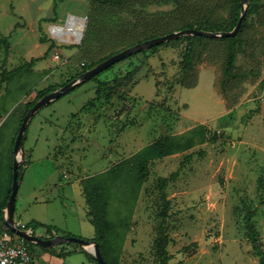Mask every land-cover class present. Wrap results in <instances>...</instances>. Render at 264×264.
Masks as SVG:
<instances>
[{"label":"rangeland","instance_id":"374dc122","mask_svg":"<svg viewBox=\"0 0 264 264\" xmlns=\"http://www.w3.org/2000/svg\"><path fill=\"white\" fill-rule=\"evenodd\" d=\"M256 1L241 35L238 76L225 87L228 40L194 35L127 56L41 108L25 133L16 221L40 222L36 234L47 238L43 224L58 234L93 239L81 180L161 136L204 124L210 139L153 160L137 199L123 185L114 189L110 217L129 225L121 229V262L163 264L157 229L165 192L171 202L169 264H258L244 219L249 208H257L254 220L264 246V0ZM233 7L234 0H0V38L11 45H0V85L6 71L17 69L0 89V211L13 186L15 140L27 103L40 90L153 35L191 23L232 29ZM70 15L87 19L77 43L50 29L66 25ZM189 40L197 44L195 64L181 78ZM34 57L44 58L31 64ZM178 170L162 191L159 178ZM76 245H66L69 254L32 248L39 264H47L42 252L87 264L86 252Z\"/></svg>","mask_w":264,"mask_h":264},{"label":"trees","instance_id":"16d2710c","mask_svg":"<svg viewBox=\"0 0 264 264\" xmlns=\"http://www.w3.org/2000/svg\"><path fill=\"white\" fill-rule=\"evenodd\" d=\"M113 1L123 2L124 0H113ZM249 1H250V5L248 7V12L242 23L239 33L233 37L223 38V39L228 40V54H227V59H226V64H225V77L221 80L222 87H225L234 78L238 76V73L236 72V60H237V54L240 50L241 35L243 31L250 25V22L247 19L248 13L251 12V10L255 8L257 5L256 0H249ZM241 12H242L241 0H234L233 15H232V27H233L232 29H234V27L237 25L238 20L241 16ZM220 26L221 25L219 24L208 25V23H191V24L183 26L182 29L199 28V29H205V30L222 31L223 29L220 28ZM232 29H226V30H232ZM159 35H163V34L153 35V36L141 39L139 41L131 43L129 46L136 44L138 42H141L145 39L153 38ZM189 36L191 35L182 36V38H185V37L188 38ZM200 37L201 36H199L198 38ZM41 41L46 42L44 38H41ZM170 41H176V39H172ZM0 45H5L7 49L9 50L11 48L10 42L7 38H0ZM159 46L160 45L153 46L152 48H150V50L156 49ZM52 48H53V45L50 47L49 50H51ZM120 50L113 51L110 54L105 55L104 57L97 60L96 62H93L90 66H87L84 63L83 69L80 72H78L75 76L71 77V79H69L68 81L63 82L59 84L58 86L51 85L47 88L40 90L37 93L34 100L27 103V108H26L25 113H27L28 110L31 107H33L36 104V102L40 98H42L44 95H46L47 93L52 92L53 90H56L59 87L65 85L66 83L74 79L75 77L79 76L81 73L85 72L89 68H92L100 61L108 58L109 56L115 54L116 52ZM196 52H197L196 42L194 40H189V42L187 43L185 47L183 59L181 61V64H182L181 75H180L181 78L185 77V73L194 67ZM48 53L49 52H47L45 56H47ZM44 57H38V58L34 57L30 63L34 64L36 60H41ZM16 70L17 69H12L10 71H6L3 74L0 89L2 87V84L6 82L15 73ZM97 75H95L91 79H97ZM242 75L246 76L247 74L244 73ZM209 139L210 137L208 135V130L206 126L204 124H198L195 127L188 130L187 132H184L182 134H168V135L161 136L159 139L148 144L146 147H144L140 151L115 163L114 165L109 167L107 170L96 173V174L89 175L87 177H84L81 180L83 192L87 200L88 215L96 231V235L93 239L99 243L101 251L105 259L110 264H123L121 262V253H122V249H123L124 242L126 239V232L125 233L122 232L121 229L122 227H126V229L129 228L127 219H121L117 221L110 217V206H111V200L114 194V189L116 187L123 185L125 190L128 192H131L133 195V198L137 199L141 189L143 188L145 181L148 178V175L150 172V164L153 160L158 159V158H163V157H166V156L178 153V152H185L195 147L198 143H204L208 141ZM191 155L192 154H188L184 158L183 162L189 159ZM22 167H23V164L20 166V168L22 169ZM20 168H19V178L21 175ZM179 174H180V170L173 172L170 176L160 177L159 184L162 188V191H165V188L167 187L169 182L177 178ZM11 192H12V187L10 188L9 193L5 199V202H4L5 205L3 208L6 207L7 202L10 198ZM163 193H164L166 204L164 208L162 209V212H161L162 220L157 229V233H158L157 245H158L159 254H160L163 264H169L172 254H170L169 252L170 237H169V234L167 233V228H168L169 209L171 206V202L170 200L166 199L165 192ZM261 203H264V200H262ZM256 211H257V208H249L244 216V219H245L246 226L248 229L247 235H248L249 241L252 244V249L254 253L259 257L258 264H264V246H263V242L261 239V232L259 228L257 227L256 222L254 220V215L256 214ZM0 223L2 224V226H4V229L6 228L8 230L10 229L5 224V210L0 211ZM29 225L32 226L33 228H37L41 225V223L38 221H32L31 223H29ZM43 225H45V227L50 231L52 237L55 235V233L56 234L60 233L59 230L55 226L46 225V224H43ZM4 229L2 227L0 229V232H2ZM10 231L13 232L11 229ZM66 235H72V233H67ZM72 243H76V242H70V243L62 245L63 248L60 251H56L57 250L56 247L54 248L45 247V248L55 251L59 254H69L71 253L72 250H69L66 245L72 244ZM27 244L33 250L32 244H35V243L27 241ZM76 244H77L76 245L77 248L79 247L80 251L86 252L87 256L89 257L91 261L95 262L96 264H100L95 259L92 253L88 252L80 244L78 243Z\"/></svg>","mask_w":264,"mask_h":264},{"label":"water","instance_id":"95a60500","mask_svg":"<svg viewBox=\"0 0 264 264\" xmlns=\"http://www.w3.org/2000/svg\"><path fill=\"white\" fill-rule=\"evenodd\" d=\"M242 2V12L241 16L238 20L237 25L232 30H222V31H213V30H205L199 28H184L181 30H175L163 35H159L153 38L145 39L141 42L128 46L115 54L109 56L108 58L100 61L92 68H89L85 72L81 73L79 76L72 79L70 82L66 83L65 85L59 87L52 92L47 93L42 98H40L36 104L31 107L28 112L26 113L23 122L21 124L20 130L17 134L15 140V159H14V175H13V186L10 198L7 202L5 207V224L16 234L23 236L28 241L33 242L37 245L47 247V248H54L56 246H60L70 242H76L84 247L88 252L92 253L95 259L100 264H110L104 257L99 243L94 239H86L76 235H66V234H55L53 237L44 238L40 235L33 234L30 232L29 229L20 228L15 219V210H16V200L17 194L20 186V178H19V168L22 164L26 162L27 152L24 147V136L28 127V124L32 117L44 106L48 105L52 101L60 98L62 95L66 94L67 92L73 90L77 86L81 85L85 81L93 78L98 73L108 69L113 64L119 62L123 58L133 55L135 53L141 52L146 49H150L153 46L161 45L166 43L172 39H177L182 36L186 35H202L211 38H226V37H233L236 36L242 23L246 17L248 12V7L250 5L249 0H241Z\"/></svg>","mask_w":264,"mask_h":264},{"label":"built area","instance_id":"2783aa9c","mask_svg":"<svg viewBox=\"0 0 264 264\" xmlns=\"http://www.w3.org/2000/svg\"><path fill=\"white\" fill-rule=\"evenodd\" d=\"M74 17V15H70L68 22L73 20ZM72 36L76 38L74 42L80 41L75 33ZM66 37L68 36L66 35ZM56 56L60 57L59 54ZM16 223L20 228L29 229L31 233L36 234L35 228L29 224L22 223L21 221H17ZM48 237H52L51 233ZM27 241L26 238L11 232L10 229L6 228L0 232V264H34V251L29 247Z\"/></svg>","mask_w":264,"mask_h":264},{"label":"bare ground","instance_id":"6f19581e","mask_svg":"<svg viewBox=\"0 0 264 264\" xmlns=\"http://www.w3.org/2000/svg\"><path fill=\"white\" fill-rule=\"evenodd\" d=\"M87 19L85 16H75L73 20L67 21L66 25L52 24L50 29L59 39L74 42L76 38L72 34H76L81 40L84 36ZM74 25V26H73ZM74 27V29H73ZM66 35L68 37H66ZM80 42V41H79ZM17 222V221H16ZM9 228V227H8ZM56 234V233H55ZM50 238V237H48Z\"/></svg>","mask_w":264,"mask_h":264},{"label":"crops","instance_id":"0c3cea01","mask_svg":"<svg viewBox=\"0 0 264 264\" xmlns=\"http://www.w3.org/2000/svg\"><path fill=\"white\" fill-rule=\"evenodd\" d=\"M56 248H57L56 251H60L63 247L62 245H60V246H56ZM41 256L47 264H68L66 258H56V256H54L53 254H48L47 252H42ZM34 264H39L38 262L35 261V257H34ZM69 264H72V263H69ZM84 264H86V262ZM87 264H96V263L91 261L89 257L87 256Z\"/></svg>","mask_w":264,"mask_h":264}]
</instances>
